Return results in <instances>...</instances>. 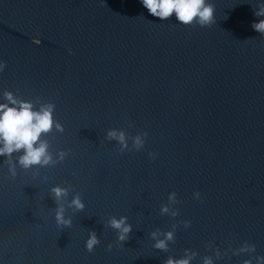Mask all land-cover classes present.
Returning <instances> with one entry per match:
<instances>
[{"label":"water","instance_id":"obj_1","mask_svg":"<svg viewBox=\"0 0 264 264\" xmlns=\"http://www.w3.org/2000/svg\"><path fill=\"white\" fill-rule=\"evenodd\" d=\"M212 3L216 21L201 27L160 21L140 0H0V92L54 102L65 130L47 135L49 150L70 149L55 165L17 166L15 179L0 163L2 264H164L186 249L202 264L216 258L211 241L216 264L249 258L232 255L243 241L264 255V35L251 26L259 0ZM108 128L146 131L144 147L120 153ZM57 183L69 189L71 227L56 226ZM172 191L174 218L159 211ZM76 194L83 210L67 207ZM113 215L133 226L123 246L107 226ZM174 224L168 248L152 247L149 233ZM90 230L101 241L92 252Z\"/></svg>","mask_w":264,"mask_h":264},{"label":"clouds","instance_id":"obj_2","mask_svg":"<svg viewBox=\"0 0 264 264\" xmlns=\"http://www.w3.org/2000/svg\"><path fill=\"white\" fill-rule=\"evenodd\" d=\"M141 5L147 12L160 21L169 20L174 16L177 23L188 25H199L201 27L210 26L215 23V7L212 0H140ZM258 7L254 10V15L260 17L259 20L252 22V28L264 35V0H259ZM33 43L38 44V37H33ZM71 54L72 49H68ZM7 67V62L0 59V73ZM56 105L52 101H45L37 104L32 99H27L15 92L4 88L0 92V157L8 164L7 176L15 179L20 169L28 170L35 166H49L61 162L69 154V150L59 149L54 158L53 152L49 150L47 135L53 130L63 133L64 124L55 116ZM131 126V125H129ZM148 133L137 132L131 135L124 128H108L104 133V139L114 140L118 144L120 153L125 151L137 150L144 147ZM131 141V143H129ZM149 157L155 159L157 153L149 152ZM72 175H77L76 171ZM50 194L56 202L55 222L58 228L71 227V217H67L65 198L68 196L69 189L61 183L51 186ZM196 199L201 198V193L197 190L193 192ZM180 203L175 191L169 192L167 203L160 205V214L177 217L179 209L175 207ZM67 207H74L78 210L85 208V203L79 194L73 195L67 201ZM185 228L190 227V220H183ZM107 226L115 230V243L123 246V242L130 238L133 226L128 222L127 216H110ZM176 224L168 230L155 228L149 235L153 241L152 247L159 250H166L169 243L175 239ZM100 238L95 230H90L84 246L88 252H92L98 244ZM211 244L215 247L216 258L205 255L202 264H216V259L221 257V248L214 241ZM107 248L111 250L113 243H109ZM227 251V250H225ZM232 255L247 253L249 258L244 259L241 264H264V255H252L256 252V245L248 241H243L237 248L231 249ZM195 251L186 249L185 255L180 257L169 256L164 264H191L197 255ZM2 264V262H0Z\"/></svg>","mask_w":264,"mask_h":264}]
</instances>
